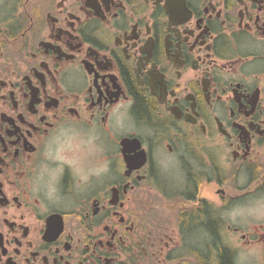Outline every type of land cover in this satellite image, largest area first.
<instances>
[{"label":"flooded vegetation","instance_id":"1","mask_svg":"<svg viewBox=\"0 0 264 264\" xmlns=\"http://www.w3.org/2000/svg\"><path fill=\"white\" fill-rule=\"evenodd\" d=\"M232 236L264 241V0H0V264Z\"/></svg>","mask_w":264,"mask_h":264},{"label":"rangeland","instance_id":"2","mask_svg":"<svg viewBox=\"0 0 264 264\" xmlns=\"http://www.w3.org/2000/svg\"><path fill=\"white\" fill-rule=\"evenodd\" d=\"M246 239L234 236L227 239L236 251V264H264V241L245 246L243 241Z\"/></svg>","mask_w":264,"mask_h":264},{"label":"trees","instance_id":"3","mask_svg":"<svg viewBox=\"0 0 264 264\" xmlns=\"http://www.w3.org/2000/svg\"><path fill=\"white\" fill-rule=\"evenodd\" d=\"M229 257L230 256L227 254V252H219L218 250L217 264H233L232 260H230Z\"/></svg>","mask_w":264,"mask_h":264}]
</instances>
